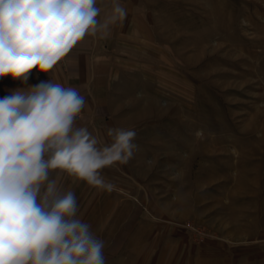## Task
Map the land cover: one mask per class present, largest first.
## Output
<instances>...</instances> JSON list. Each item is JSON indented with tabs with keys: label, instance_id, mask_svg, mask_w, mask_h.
<instances>
[{
	"label": "rangeland",
	"instance_id": "1",
	"mask_svg": "<svg viewBox=\"0 0 264 264\" xmlns=\"http://www.w3.org/2000/svg\"><path fill=\"white\" fill-rule=\"evenodd\" d=\"M142 6L109 118L76 123L101 147L134 129L138 148L100 170L111 191L78 180L77 217L106 264H264V0Z\"/></svg>",
	"mask_w": 264,
	"mask_h": 264
},
{
	"label": "clouds",
	"instance_id": "2",
	"mask_svg": "<svg viewBox=\"0 0 264 264\" xmlns=\"http://www.w3.org/2000/svg\"><path fill=\"white\" fill-rule=\"evenodd\" d=\"M98 0H0V78L26 84L33 69L48 73L86 36H106L123 21L116 0L98 19ZM86 97L41 81L0 98V264H106L105 242L77 217L75 193L62 191L55 170L111 191L100 170L126 164L138 145L134 129L109 128L110 144L76 119Z\"/></svg>",
	"mask_w": 264,
	"mask_h": 264
},
{
	"label": "crops",
	"instance_id": "3",
	"mask_svg": "<svg viewBox=\"0 0 264 264\" xmlns=\"http://www.w3.org/2000/svg\"><path fill=\"white\" fill-rule=\"evenodd\" d=\"M115 2L116 0H98L97 7L101 9L98 19L103 21L109 17ZM118 2L125 8L127 15L123 21L111 24L106 36L99 33L96 36H86L65 56L63 62H58L48 73L33 69L26 84L10 75L0 78V98L11 95L16 89L51 80L64 87L76 88L86 97L85 107L76 119L77 124L106 121L111 105V84L107 80L108 76L117 71V54L118 49H121L119 42L125 39L133 41L141 32L142 0ZM56 178L62 191L71 190L75 195L80 193V181L75 179L73 183V176L59 172Z\"/></svg>",
	"mask_w": 264,
	"mask_h": 264
}]
</instances>
